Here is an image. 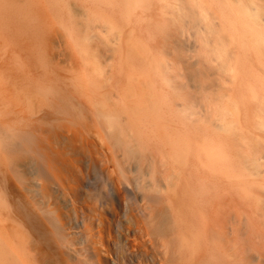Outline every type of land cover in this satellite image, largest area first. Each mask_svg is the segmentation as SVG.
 <instances>
[{"label":"bare ground","instance_id":"obj_1","mask_svg":"<svg viewBox=\"0 0 264 264\" xmlns=\"http://www.w3.org/2000/svg\"><path fill=\"white\" fill-rule=\"evenodd\" d=\"M147 1L0 0V101L5 112L0 162L4 153L28 154L25 164L36 171L39 195L61 197L47 201V211L44 202L43 207L26 205L21 212L19 264H40V241L51 245L74 235L84 239L83 248L92 251L96 264H264V231L259 227L264 223V200L255 196L257 187L252 182L264 173V141L246 136L238 119L240 103L232 98L219 110L207 108L210 115L201 123L215 121L216 132L209 133V125L198 127L204 132L201 138L166 133L162 120L169 110L184 122L196 112L185 103L164 59L150 58L148 43L135 36L133 17ZM160 1L183 11L178 0ZM189 3L194 4L200 22L220 21L227 46L254 49L264 58V4L260 1ZM76 8L88 13L90 23L106 28L105 42L114 53L105 58L112 61L105 67L90 38L75 27ZM206 27L214 32L209 24ZM212 52L223 69L237 77L238 57L232 62L226 44L216 45ZM109 86L118 92L116 109L92 110L88 103H93L95 93ZM178 100L184 101L181 111L172 109V102ZM106 104L107 97L93 103L100 108ZM89 113L106 125L112 137L117 134L122 139L126 134L120 118L125 114L129 118L125 126L139 141L137 153L154 145L159 149L170 176L165 184H154L164 194L158 213L131 211L122 219L123 190L114 152L109 154L104 141L86 126ZM261 115L259 128L264 130V108ZM48 116L50 123L45 122ZM84 136L93 140L95 150L101 152L99 158L106 161L110 182H115L111 189L116 193L110 200L80 197L83 182L78 176L71 186L69 176L76 171L67 144L81 142ZM165 146L170 150L164 151ZM249 203L259 218L256 223L241 212ZM0 204L2 210V199ZM1 215L2 211L3 222ZM3 228L0 264H11L1 251L6 243Z\"/></svg>","mask_w":264,"mask_h":264},{"label":"rangeland","instance_id":"obj_2","mask_svg":"<svg viewBox=\"0 0 264 264\" xmlns=\"http://www.w3.org/2000/svg\"><path fill=\"white\" fill-rule=\"evenodd\" d=\"M17 1L20 3V0ZM171 1L174 2V0ZM190 1L192 0H178L183 7V11L180 12L176 8H168L166 3L160 0H148L146 4L137 9L133 17L132 27L136 38L148 43L150 58L164 59L167 68L172 70L171 74L175 85L179 87L185 97V103L193 105L196 112L195 117L184 122L174 115L173 110H169L163 115L162 120L163 126L167 130L166 133L187 134L193 138H201L204 132L198 131V127H209V125L211 129L208 128V132H216L217 130L213 125L215 121H209L208 124L201 123L207 113L210 115L207 108L219 110L232 98L240 103L238 119L246 136L252 141L256 139L264 141V130L259 128L261 112L264 108V58L260 57L254 49L249 50L238 45L227 46L228 37L223 34L220 21L216 19L210 20L208 23L200 22L194 4L189 3ZM258 1L264 4V0ZM173 2L170 3L173 4ZM73 3L75 4V2ZM76 9L75 20L77 24L75 27L83 36L90 38L93 51L98 55L99 62L105 67L112 62L105 58L113 56L114 53L113 47L105 42L106 28L98 22L90 23L88 13L81 11L80 8ZM206 24H209L214 32H209ZM223 43L226 44L229 58L233 59L232 62L235 61V57H238L237 77L224 70L223 63L212 52L216 45L223 47ZM104 54L105 56H103ZM139 58L140 63L143 64L144 56L141 55ZM246 66L248 67L246 68ZM99 93H95L94 98H92L93 103L95 99L107 97V104L104 106L106 108L97 107L90 102L88 104L92 110H115V101H119L117 90L109 86L101 94ZM223 96L224 98L221 100ZM183 104L184 101H174L172 102V109L181 111ZM166 107L165 112L168 110ZM3 108L4 105L0 101V136L5 132V124L1 121V115L5 113L1 111ZM122 117L120 121L126 134L124 139L117 134L112 137L106 125L100 123V120L95 118L93 114H88L85 124L92 130L93 134H97L99 139L104 141V148L109 154L114 152L113 161L118 169V179L122 183L121 190H123L121 194V204L124 203L121 206L122 219H125V212L131 211L144 214L153 209L154 213H158L161 209L160 199L164 194L157 192L154 184H165L166 178L170 176V170L167 169L169 165H166L162 159L156 145L147 148L143 154L137 153L139 141L131 137V128L125 126L128 125L129 118L125 114H122ZM198 119L201 121L197 122ZM45 122H52V117L48 116ZM163 133L165 132L163 131ZM67 145L71 151L72 159H74L73 168L76 171L69 176L71 186L76 185L77 176L83 182L80 197L85 199L93 197L100 201L114 198L116 192L112 190L114 188L112 186H115V182H110L112 178H110V172L105 170L106 161L103 157L99 158L98 153L101 154V152L98 148L95 150L96 146L93 140L84 136L81 142L71 140ZM163 150L170 149L165 146ZM4 155L7 160L4 158V161L1 157L0 199L3 200L5 206L0 210L3 221H0V229L4 226L2 234L6 238V243L1 247V251L8 254L9 263L19 264V258L16 259V257H18V247L21 242V212L25 210L26 205L43 207L41 203L44 202L47 206L44 207V211H47L48 202L61 200V197L53 199L52 196L43 197L39 195V188L34 180L36 171L25 164V160L29 158L28 154L19 151L11 154L4 153ZM261 156L263 157L264 153H261ZM262 161H264V157ZM252 179L257 187L255 196H261L264 200V173L260 177H253ZM233 182L234 185L237 183L236 180ZM123 195L124 197H122ZM241 212H245V219L246 217L250 219L251 216L255 223L259 220L255 214L253 215L251 203L244 205ZM259 227L264 231L263 222ZM82 243H84V239L79 235L59 239L55 243L53 241L51 245H49L50 242L46 244L40 241L38 243L41 252L39 255L40 264H96L92 251L84 249Z\"/></svg>","mask_w":264,"mask_h":264}]
</instances>
